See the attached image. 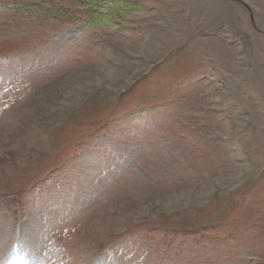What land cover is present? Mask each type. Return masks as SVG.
<instances>
[{
	"label": "rangeland",
	"instance_id": "1",
	"mask_svg": "<svg viewBox=\"0 0 264 264\" xmlns=\"http://www.w3.org/2000/svg\"><path fill=\"white\" fill-rule=\"evenodd\" d=\"M0 264H264V0H0Z\"/></svg>",
	"mask_w": 264,
	"mask_h": 264
}]
</instances>
